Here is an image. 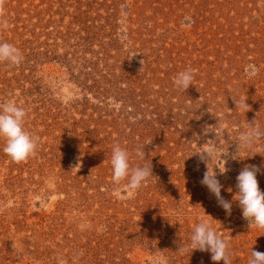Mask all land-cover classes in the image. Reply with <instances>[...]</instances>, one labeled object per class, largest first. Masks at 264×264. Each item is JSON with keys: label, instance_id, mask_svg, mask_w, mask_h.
Here are the masks:
<instances>
[{"label": "rangeland", "instance_id": "1", "mask_svg": "<svg viewBox=\"0 0 264 264\" xmlns=\"http://www.w3.org/2000/svg\"><path fill=\"white\" fill-rule=\"evenodd\" d=\"M0 42L23 56L0 62V103L24 107L39 138L19 163L0 139V264H224L183 250L201 221L230 264L264 253L234 200L246 166L264 193V139L236 144L264 130V0H4ZM117 143L130 167L151 165L133 195L112 179ZM212 168L230 214L201 184Z\"/></svg>", "mask_w": 264, "mask_h": 264}, {"label": "clouds", "instance_id": "2", "mask_svg": "<svg viewBox=\"0 0 264 264\" xmlns=\"http://www.w3.org/2000/svg\"><path fill=\"white\" fill-rule=\"evenodd\" d=\"M4 0H0V13L3 12ZM7 26L6 24L4 25ZM23 60L22 53L13 44L0 42V62H7L12 66L21 64ZM194 80V70L187 68L176 74L174 85L177 88L186 90ZM240 107L248 111L249 106L245 101L240 102ZM27 112L24 107L18 105L14 100L0 103V139L4 141L2 151L14 162H22L35 154L38 146V137H35L24 129V119ZM264 139V130L256 124H249L248 129L242 132L238 137L237 149H249L255 146L260 140ZM217 148L215 143L197 153L202 161L207 164L216 155ZM129 152L122 148L118 143L113 146L110 165L112 168V179L116 183L127 180L123 185L133 195L143 182L149 176H152L151 165H137L130 167ZM136 156L144 160L145 153L137 149ZM225 171V169H224ZM258 169L255 166L244 167L236 177L235 199L238 201L242 210V216L248 220L250 225H255L259 229H264V193L261 192L256 174ZM201 184L206 186L209 192L215 196L218 205L226 213L231 212L232 204L224 200L221 196L222 185L216 179V174L209 169L204 173ZM228 241L217 235L210 223L201 221L193 230L190 237V244L183 250H200L211 253L212 261H224V264H230L228 259ZM59 264H63L62 258H58ZM160 264V262H158ZM248 264H264V253L251 250V258Z\"/></svg>", "mask_w": 264, "mask_h": 264}]
</instances>
